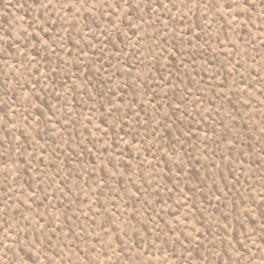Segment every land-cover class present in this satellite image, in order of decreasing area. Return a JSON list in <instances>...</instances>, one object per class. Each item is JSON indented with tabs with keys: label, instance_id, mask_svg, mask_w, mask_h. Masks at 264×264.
I'll return each instance as SVG.
<instances>
[{
	"label": "rangeland",
	"instance_id": "rangeland-1",
	"mask_svg": "<svg viewBox=\"0 0 264 264\" xmlns=\"http://www.w3.org/2000/svg\"><path fill=\"white\" fill-rule=\"evenodd\" d=\"M106 4L0 0V264H264V0Z\"/></svg>",
	"mask_w": 264,
	"mask_h": 264
},
{
	"label": "snow or ice",
	"instance_id": "snow-or-ice-1",
	"mask_svg": "<svg viewBox=\"0 0 264 264\" xmlns=\"http://www.w3.org/2000/svg\"><path fill=\"white\" fill-rule=\"evenodd\" d=\"M73 2H80V0H73ZM49 3H51V0H49ZM112 3L115 5V8H118V9H122L123 5H128L130 8H135V7H139L141 0H136L135 5L131 3V0H112ZM40 6L46 7V5H44L43 3H41ZM105 6H107L106 0H105ZM33 247L34 245H30V249ZM30 259H32L33 264H37V260L33 259L31 256H30Z\"/></svg>",
	"mask_w": 264,
	"mask_h": 264
}]
</instances>
